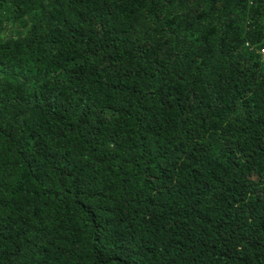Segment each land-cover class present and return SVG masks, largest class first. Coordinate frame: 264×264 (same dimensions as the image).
I'll return each mask as SVG.
<instances>
[{
    "label": "trees",
    "instance_id": "16d2710c",
    "mask_svg": "<svg viewBox=\"0 0 264 264\" xmlns=\"http://www.w3.org/2000/svg\"><path fill=\"white\" fill-rule=\"evenodd\" d=\"M264 0H0V264H264Z\"/></svg>",
    "mask_w": 264,
    "mask_h": 264
},
{
    "label": "built area",
    "instance_id": "2783aa9c",
    "mask_svg": "<svg viewBox=\"0 0 264 264\" xmlns=\"http://www.w3.org/2000/svg\"><path fill=\"white\" fill-rule=\"evenodd\" d=\"M257 51L260 55L261 61L264 62V47L259 48Z\"/></svg>",
    "mask_w": 264,
    "mask_h": 264
}]
</instances>
